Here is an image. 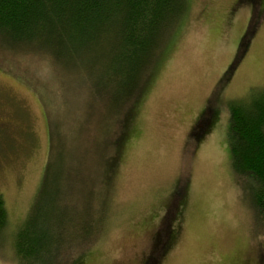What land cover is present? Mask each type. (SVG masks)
<instances>
[{
	"label": "rangeland",
	"instance_id": "1",
	"mask_svg": "<svg viewBox=\"0 0 264 264\" xmlns=\"http://www.w3.org/2000/svg\"><path fill=\"white\" fill-rule=\"evenodd\" d=\"M186 4L136 107L113 177L96 176L102 160L89 148L77 157L81 171L73 190L88 198L81 211L92 205L83 218H100L94 206L107 199L102 230L84 250L82 264H142L175 188L181 190L170 221L175 237L159 264H264V236L251 208L254 183L231 165L227 107L264 90V0ZM30 59L21 64L0 56V195L7 211L0 264H17L15 234L48 160L47 119L36 90L45 87L53 98L52 79L43 63ZM209 102L217 120L196 142L191 130Z\"/></svg>",
	"mask_w": 264,
	"mask_h": 264
},
{
	"label": "trees",
	"instance_id": "2",
	"mask_svg": "<svg viewBox=\"0 0 264 264\" xmlns=\"http://www.w3.org/2000/svg\"><path fill=\"white\" fill-rule=\"evenodd\" d=\"M186 8V0H0V51L5 54L0 56L21 64L30 58L43 63L54 95L47 98L45 87L36 90L47 119L48 160L15 234L17 264H82L84 250L102 230L107 199L94 206L100 218L87 220L92 205L81 211L88 198L77 195L72 184L81 171L77 157L89 148L91 157L102 160L96 176L113 177L136 107ZM235 65L223 74V82ZM19 77L30 82L23 72ZM227 107L231 165L254 183L251 208L264 236V90L229 101ZM216 120L209 102L191 137L202 140ZM102 181H97L99 188ZM178 190L172 198L180 197ZM175 199L142 264H159L171 248V215L179 208ZM6 224L0 195V234Z\"/></svg>",
	"mask_w": 264,
	"mask_h": 264
},
{
	"label": "flooded vegetation",
	"instance_id": "3",
	"mask_svg": "<svg viewBox=\"0 0 264 264\" xmlns=\"http://www.w3.org/2000/svg\"><path fill=\"white\" fill-rule=\"evenodd\" d=\"M198 121L196 122V125H194V127H192L191 133L194 131L195 127L197 126Z\"/></svg>",
	"mask_w": 264,
	"mask_h": 264
}]
</instances>
